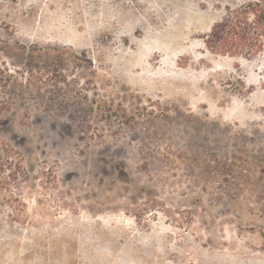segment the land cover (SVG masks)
<instances>
[{
    "label": "rangeland",
    "instance_id": "1",
    "mask_svg": "<svg viewBox=\"0 0 264 264\" xmlns=\"http://www.w3.org/2000/svg\"><path fill=\"white\" fill-rule=\"evenodd\" d=\"M245 1L0 0V264H264Z\"/></svg>",
    "mask_w": 264,
    "mask_h": 264
},
{
    "label": "trees",
    "instance_id": "2",
    "mask_svg": "<svg viewBox=\"0 0 264 264\" xmlns=\"http://www.w3.org/2000/svg\"><path fill=\"white\" fill-rule=\"evenodd\" d=\"M204 43L210 52L229 56H256L264 52V0H246L227 7L213 23Z\"/></svg>",
    "mask_w": 264,
    "mask_h": 264
}]
</instances>
